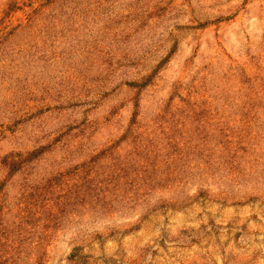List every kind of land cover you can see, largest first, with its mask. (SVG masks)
Instances as JSON below:
<instances>
[{"label": "rangeland", "instance_id": "rangeland-1", "mask_svg": "<svg viewBox=\"0 0 264 264\" xmlns=\"http://www.w3.org/2000/svg\"><path fill=\"white\" fill-rule=\"evenodd\" d=\"M0 264H264V0H0Z\"/></svg>", "mask_w": 264, "mask_h": 264}]
</instances>
